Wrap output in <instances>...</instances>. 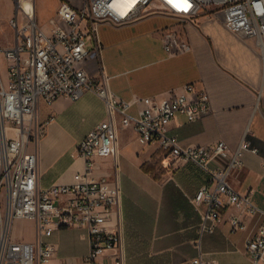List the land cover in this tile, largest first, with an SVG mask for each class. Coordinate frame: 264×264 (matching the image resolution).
Here are the masks:
<instances>
[{
	"label": "built area",
	"instance_id": "obj_1",
	"mask_svg": "<svg viewBox=\"0 0 264 264\" xmlns=\"http://www.w3.org/2000/svg\"><path fill=\"white\" fill-rule=\"evenodd\" d=\"M16 5L9 19L13 42L0 48L6 63L5 75L0 71V264H49L57 250L51 237L68 228L87 231L86 264H126L123 228L119 223L111 228L109 222L123 195L119 129L129 126L141 144L153 142L172 162H194L207 173L208 181L191 199L201 217L200 238L223 224L225 209L242 207L258 222L247 238V254L254 264H264V211L252 203L250 193H241L229 181L232 172L243 167L249 142L243 140L231 153L224 140L183 146L169 131L178 114L196 121L210 112L207 91L188 83L180 93L134 95L127 101L111 89L103 67L99 76L86 68L89 60L101 56V23L120 26L151 15L171 16L184 24L200 16L220 17L231 32L253 38L264 60V0H81L80 5L61 0L49 20L50 32L38 21L36 0H16ZM161 40L169 56L191 50L187 37L172 27L162 31ZM85 91L104 100L108 117L77 145L86 163L76 180L43 188L37 153L30 150L44 128L40 102L51 104L61 96L77 100ZM134 104L140 105L136 115L129 112ZM104 157L114 159V172L109 178H96V159ZM216 158L225 165L215 164ZM18 219L34 222L33 240L13 238L12 225ZM229 222L234 232L248 229L240 216H231ZM189 264H218V260L201 253Z\"/></svg>",
	"mask_w": 264,
	"mask_h": 264
},
{
	"label": "crops",
	"instance_id": "obj_2",
	"mask_svg": "<svg viewBox=\"0 0 264 264\" xmlns=\"http://www.w3.org/2000/svg\"><path fill=\"white\" fill-rule=\"evenodd\" d=\"M60 2L53 7L54 15ZM153 16L120 26L101 23V56L89 60L87 70L99 76L103 67L111 89L127 101L134 95L161 97L172 90L180 93L188 83L205 89L210 112L196 121L178 114L170 122L169 131L183 146L224 140L231 153L243 140L249 142L250 148L242 155L243 167L233 171L229 181L241 193H250L252 203L264 211V60L254 39L231 32L220 17L200 16L184 24L159 15L170 23L158 27L149 23ZM169 27L187 37L190 51L177 56L167 54L161 33ZM139 106L134 104L129 112L136 115ZM39 107L44 128L37 142L30 145L38 156L39 184L43 188L71 184L86 163L77 153V145L94 126L107 119L105 102L95 92L85 91L77 100L61 96L51 104L41 101ZM119 140L123 195L109 226L119 223L123 228L126 264H189L201 253L216 258L218 264H254L246 242L258 222L246 216L242 207L225 209L223 224L200 238L201 217L191 199L208 181L203 169L190 161L172 162L153 142L141 144L131 126L120 127ZM214 163L225 165L221 158ZM113 172L112 157L96 159V178H109ZM233 215L246 220V231H232L229 218ZM19 225L29 231L19 236L12 231L13 238L33 240L34 222L15 220L12 230ZM51 241L57 250L49 264H86L89 236L84 228L60 230Z\"/></svg>",
	"mask_w": 264,
	"mask_h": 264
},
{
	"label": "rangeland",
	"instance_id": "obj_3",
	"mask_svg": "<svg viewBox=\"0 0 264 264\" xmlns=\"http://www.w3.org/2000/svg\"><path fill=\"white\" fill-rule=\"evenodd\" d=\"M56 2H58V0H36L38 21H40L46 32H50L49 20L54 15L53 7ZM16 7V0H0V48L10 45L13 42V31L9 25V19ZM149 23L162 27L165 26V24L168 25L170 22L165 17L154 15L149 18ZM0 71L4 76L6 72V63L2 53H0ZM12 231L19 236L27 234L29 228L19 225L16 228H13Z\"/></svg>",
	"mask_w": 264,
	"mask_h": 264
},
{
	"label": "bare ground",
	"instance_id": "obj_4",
	"mask_svg": "<svg viewBox=\"0 0 264 264\" xmlns=\"http://www.w3.org/2000/svg\"><path fill=\"white\" fill-rule=\"evenodd\" d=\"M131 6V4L129 5V7Z\"/></svg>",
	"mask_w": 264,
	"mask_h": 264
},
{
	"label": "trees",
	"instance_id": "obj_5",
	"mask_svg": "<svg viewBox=\"0 0 264 264\" xmlns=\"http://www.w3.org/2000/svg\"><path fill=\"white\" fill-rule=\"evenodd\" d=\"M63 1V0H62Z\"/></svg>",
	"mask_w": 264,
	"mask_h": 264
}]
</instances>
